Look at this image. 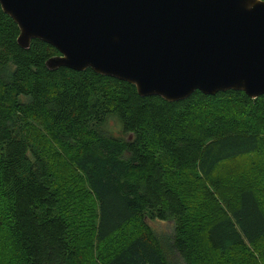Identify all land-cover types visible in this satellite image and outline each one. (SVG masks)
Listing matches in <instances>:
<instances>
[{
    "label": "trees",
    "instance_id": "trees-1",
    "mask_svg": "<svg viewBox=\"0 0 264 264\" xmlns=\"http://www.w3.org/2000/svg\"><path fill=\"white\" fill-rule=\"evenodd\" d=\"M19 36L0 5V264H264V96L141 97Z\"/></svg>",
    "mask_w": 264,
    "mask_h": 264
},
{
    "label": "water",
    "instance_id": "water-1",
    "mask_svg": "<svg viewBox=\"0 0 264 264\" xmlns=\"http://www.w3.org/2000/svg\"><path fill=\"white\" fill-rule=\"evenodd\" d=\"M19 27L59 55L47 62L127 82L174 103L195 92L264 96V0H0Z\"/></svg>",
    "mask_w": 264,
    "mask_h": 264
},
{
    "label": "rangeland",
    "instance_id": "rangeland-1",
    "mask_svg": "<svg viewBox=\"0 0 264 264\" xmlns=\"http://www.w3.org/2000/svg\"><path fill=\"white\" fill-rule=\"evenodd\" d=\"M33 125V128H35L37 131H39L42 135L44 134V130H43V127L41 126V124L39 123H32ZM107 130L112 132V134H115L116 136L118 137H123L125 139L128 138V135H123L121 133V126L119 123H117L116 121H113L111 120L108 127H107ZM53 149H54V152L61 158V156L57 153L56 151V146L53 145ZM170 224H167V223H153L152 226L153 228L158 231V232H169L170 231Z\"/></svg>",
    "mask_w": 264,
    "mask_h": 264
}]
</instances>
